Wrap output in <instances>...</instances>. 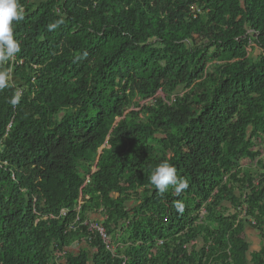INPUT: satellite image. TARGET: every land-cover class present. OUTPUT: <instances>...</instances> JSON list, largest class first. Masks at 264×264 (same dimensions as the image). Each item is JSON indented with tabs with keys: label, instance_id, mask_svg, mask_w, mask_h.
I'll use <instances>...</instances> for the list:
<instances>
[{
	"label": "trees",
	"instance_id": "obj_1",
	"mask_svg": "<svg viewBox=\"0 0 264 264\" xmlns=\"http://www.w3.org/2000/svg\"><path fill=\"white\" fill-rule=\"evenodd\" d=\"M19 2L0 264H248L245 227L264 239V0ZM163 161L188 181L179 196L150 184Z\"/></svg>",
	"mask_w": 264,
	"mask_h": 264
},
{
	"label": "clouds",
	"instance_id": "obj_2",
	"mask_svg": "<svg viewBox=\"0 0 264 264\" xmlns=\"http://www.w3.org/2000/svg\"><path fill=\"white\" fill-rule=\"evenodd\" d=\"M23 18L24 12L19 0H0V66L7 64L21 51L20 43L13 35V22L18 23ZM63 22V19H59L55 23L49 24L47 28L49 31H54ZM9 83V72L0 70V91L8 88ZM11 102L13 104L19 103V97L14 98ZM149 180L151 186L159 194H164L172 189L179 196L189 187L187 179L178 176L176 168L167 161L161 162L153 169ZM175 206L178 212L183 211L184 205L181 201H177Z\"/></svg>",
	"mask_w": 264,
	"mask_h": 264
},
{
	"label": "crops",
	"instance_id": "obj_3",
	"mask_svg": "<svg viewBox=\"0 0 264 264\" xmlns=\"http://www.w3.org/2000/svg\"><path fill=\"white\" fill-rule=\"evenodd\" d=\"M38 1L39 0H37L36 2H38ZM223 206L225 209H227L226 215L233 213V208H231L230 204L224 203ZM89 220H90L89 222H100V223H102V217L98 214L97 215L91 214L89 216ZM244 237H245L246 243L248 244V252H247L248 264H252L251 258L254 254H258L260 252L264 253V239H262L260 237L259 233L250 226L245 227ZM202 246H203V242H201L200 240L194 244V247H197V248H202ZM116 247H117V245H116ZM79 248L80 247L74 245V246L69 248L68 252L70 254L71 253L76 254L78 252L77 250ZM116 250H117V248H116ZM263 261H264V257H263Z\"/></svg>",
	"mask_w": 264,
	"mask_h": 264
},
{
	"label": "built area",
	"instance_id": "obj_4",
	"mask_svg": "<svg viewBox=\"0 0 264 264\" xmlns=\"http://www.w3.org/2000/svg\"><path fill=\"white\" fill-rule=\"evenodd\" d=\"M251 47H254L255 48V46H254L253 43H249L248 49L251 48ZM13 59L14 58L11 59V61H12L11 63H13ZM87 183H88V178L85 180V183L84 184H87ZM78 208H79V206H78ZM244 208H242V212H241V216H240L242 218L245 215V213H244V210L245 209ZM201 214H204V212L202 211ZM61 215L64 216L65 213L62 212ZM85 225H86V223H85ZM88 226H89V229L90 230H93V231H95L98 234V236L102 240V242H103V244H104L105 249L107 250V252L112 257H119V255L116 253V245L113 243L112 239L108 236V234L104 230L103 226L100 223H94V222L89 223ZM160 244H162V241H158V245H160ZM60 255H62V253ZM56 262H57V264H62V262L59 261V258H56Z\"/></svg>",
	"mask_w": 264,
	"mask_h": 264
},
{
	"label": "rangeland",
	"instance_id": "obj_5",
	"mask_svg": "<svg viewBox=\"0 0 264 264\" xmlns=\"http://www.w3.org/2000/svg\"><path fill=\"white\" fill-rule=\"evenodd\" d=\"M37 0H33V2H36ZM247 53H248V55H250L251 57H253V58H256L257 57V55H259L260 54V51L259 50H255L254 49V47H251V48H249V49H247ZM0 70H4V69H2V67L0 66ZM9 72V74H10V78H11V71H8ZM261 159L263 160L264 159V152L262 153V155H261ZM114 197L116 198L117 196L116 195H114Z\"/></svg>",
	"mask_w": 264,
	"mask_h": 264
}]
</instances>
